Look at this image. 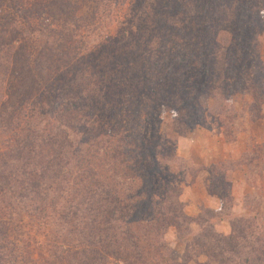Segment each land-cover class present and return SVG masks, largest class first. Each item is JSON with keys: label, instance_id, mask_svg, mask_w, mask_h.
<instances>
[{"label": "rangeland", "instance_id": "obj_1", "mask_svg": "<svg viewBox=\"0 0 264 264\" xmlns=\"http://www.w3.org/2000/svg\"><path fill=\"white\" fill-rule=\"evenodd\" d=\"M136 1L0 0V168L6 163L15 171L14 178L0 182V264H86L102 251L103 232L97 227H110L107 233L116 239L128 227L136 238L134 253L151 250L155 259L163 245L169 264H243L244 259L256 264L255 257H264V242L256 243L257 238L264 240V124L255 126L259 120L264 123V73L251 76L253 95L244 90L248 82L235 69L228 72L233 96L230 92L211 98L196 91L197 109H187L193 120L178 116V108L164 110L162 105L151 112L135 101L148 89L158 100L174 94L173 79L166 74L176 78L179 91L200 84L205 92L211 89L208 74L190 69L191 62L199 61L194 52L201 42L198 35L213 39L206 40V47L215 48L231 41L219 31L234 30L242 53L229 54L231 63L257 51V60L264 64V12L250 14L244 0H236L235 6L232 0H198L188 8L186 21L180 20L182 48H174L166 68L145 48L147 35L153 39L158 33L156 18L152 11L134 17ZM203 18L208 26L196 33ZM158 41L150 50L164 51L162 39ZM149 60L164 71L160 83L167 84L166 91L160 89ZM144 77L155 83H142ZM87 81L97 84L99 97L87 94ZM213 83L222 93L228 85L225 77ZM22 110L32 117L21 118ZM75 110L80 120L64 122L63 116ZM196 128L221 129L226 142L242 134L247 151L236 161L194 166L177 157L176 141ZM30 137L33 153L21 173L8 153ZM122 137L141 145L135 163L127 159L125 166L112 158ZM240 166L251 189L243 212L234 208L231 184ZM128 169L134 177L124 173ZM201 170L209 174L208 189L219 198L220 208H201L189 216L182 189ZM111 196L133 209L127 222L111 218ZM222 218L228 219L227 235L215 228ZM165 226L169 228L164 232ZM230 249L238 254L233 256ZM261 260L257 264H264ZM94 264L124 263L106 258ZM154 264L161 262L155 259Z\"/></svg>", "mask_w": 264, "mask_h": 264}, {"label": "trees", "instance_id": "obj_2", "mask_svg": "<svg viewBox=\"0 0 264 264\" xmlns=\"http://www.w3.org/2000/svg\"><path fill=\"white\" fill-rule=\"evenodd\" d=\"M158 3H157V2ZM235 6L236 0H232ZM137 0L134 6L132 7V14L136 18H144L147 16V14L152 11L153 16H155V24L157 29V34L153 36V39H151V35H147L148 40H145V48L149 52H155L156 56H159L161 59L160 65L162 67H170V62L171 60L174 59V51L176 49L174 48H182L179 44L181 41H183V38L180 37V31L184 29V26L182 23H180V20L186 21V18L188 17L187 10L188 8H193V5L197 4L198 5V0ZM243 6L246 9V11H249L250 14H259L261 12H264V0H244ZM201 15V12H200ZM199 15V17H200ZM202 17V16H201ZM208 19L203 18L200 21V24L196 26V33H198L201 29H206V26H208ZM249 26H252V22L249 21ZM191 28L194 27L192 23H190ZM195 31V30H193ZM198 31V32H197ZM219 32H224L221 34H225L226 36H229L231 38L230 44L226 46L222 45H216L217 47L215 48H207L206 47V40H210V42H213V39H207L206 34H202V36L198 35V39L196 38L197 41H201L200 44L197 46V49L194 51L198 56V63L197 62H191L192 65L190 67L191 70L195 71H203L204 74H208L210 77L208 84H210V88L207 89V92L203 89L204 86L202 84L197 85L196 87H191L190 85L187 87H184L183 90H178L179 87L175 83L176 78H173L172 76L164 74L163 70H160V67L157 69L156 67H153L155 61L149 60V62L152 63L153 67V74L156 76L158 83L161 85V90L166 91L167 90V84L162 82L160 83V76H165L167 79H173L171 82L173 83L172 87L174 89V94H165L164 99L158 100L159 96L158 94H153L149 89L146 91L145 94H143V98L140 99V97L136 98V103L141 104L142 106L145 105V108H150L151 112L152 111H157V108L159 106L165 105L164 110H170L172 108H178L177 109V114L180 117L185 116V119L187 120H193L194 115L193 112L188 111L189 106H193L195 109H197V100H196V95L195 92L198 91L201 94H205L207 96H211V98H214L216 95H220L221 97L227 96V93L231 94L233 96V86H231V77L228 74L229 71H233L234 69L237 71V77L242 78V80H245L248 82V85L244 88L247 93H251L252 90L255 89L254 84L251 82V76L254 75V73L259 72V73H264V64L259 62L257 60V51L256 55L250 54L248 59L246 60H241V59H236L235 62L231 63V56L229 54H234V57H238L239 54L242 53V51H239L241 49V46L239 44V40L237 39L234 30L229 31V30H222ZM214 41L217 39V36H215ZM158 38L162 39L164 43V51L163 49L157 50L154 49L153 51L150 50V44L152 42L158 43ZM245 39V38H244ZM245 42V41H244ZM234 46V47H233ZM161 48V46H159ZM233 47V48H232ZM217 50V51H215ZM246 50V49H245ZM162 51V52H161ZM248 52V51H246ZM179 53V52H176ZM82 56V53L79 54V57ZM78 61V60H77ZM195 61V60H194ZM174 63V62H173ZM155 66V65H154ZM174 67H172L173 69ZM225 77V80L228 82V85L223 86V93L218 91L219 90V84L213 83V80L215 79L218 83L219 81ZM198 78V77H197ZM103 80V77H102ZM83 82V81H82ZM103 82V81H102ZM155 83V81H148L146 77L143 78L142 83ZM198 82L201 83L202 80L199 77ZM204 82V81H203ZM86 83V81H85ZM87 84H89V87H85L84 90L87 92V94L90 96L94 97H99L95 90V86L97 85L94 81H87ZM102 84V83H101ZM104 84V83H103ZM209 86V85H208ZM176 91V92H175ZM205 92V93H204ZM136 94V93H135ZM253 95V93H251ZM258 98V97H257ZM259 99V98H258ZM192 100V101H191ZM261 100V99H260ZM264 104V103H262ZM157 106V107H154ZM231 106L230 104L228 107ZM230 110V108H229ZM137 113H139V110H136ZM21 118L27 117V119H30L31 112H27L25 110L21 111ZM148 112V111H145ZM228 112V110H227ZM229 113V112H228ZM144 115L143 113H140V116ZM203 118V116H200ZM8 120L11 119V117H7ZM64 122L66 121L67 123L70 122L71 120H80L78 117L77 111H73V113H70L69 115L63 116ZM198 120V119H197ZM197 123V121H196ZM8 124V123H7ZM28 126V125H27ZM68 127V125H67ZM116 129H118V126H116ZM210 130V129H208ZM23 144V146H22ZM34 141L31 140L30 138H25L24 142H19V148L17 150H13L10 153H8V156L11 157V159L14 162L18 163L19 166V171L22 173L24 170H22L27 164L29 160V154L33 153V145ZM138 142H134L133 140L131 141H126L125 138H121L119 140V145H117V149L115 151V155L112 156L115 161L120 163L121 166H125L126 160L129 159L130 163H135V152H141L140 146L138 145ZM21 145V146H20ZM21 147V148H20ZM35 150V149H34ZM11 164V166H12ZM14 167V166H12ZM13 168L8 166V164L2 165L0 168V182L5 183L8 182L9 178H14L13 175L15 174V171H12ZM130 173L131 177H134L135 173L132 169L124 170V173ZM17 173V171H16ZM227 174V173H226ZM23 176V174H22ZM228 177V176H227ZM226 176H224V179ZM0 183V184H1ZM91 186H94L92 183H90ZM107 200L110 201V204H113L115 206L114 213H110L111 218H114L113 220H117L118 222H127L129 218L133 215L134 211L131 209V207L123 204L121 200L117 197H109ZM156 215L161 216L160 213H156ZM184 217V216H183ZM185 219V217H184ZM133 220V219H132ZM151 220L154 221H162L159 219H155V217L151 218ZM129 226V225H128ZM158 226V225H157ZM161 227H157V230H159ZM169 226L162 227V231H167ZM111 228L110 227H97L95 230L98 232H103V234L100 242L102 243V251L100 254H96L95 256H91L86 264H94L95 261H103L106 258H112L117 262H121L124 264H154L155 259L160 260L161 264H169L168 260L163 257L162 252L164 249L163 245L159 246V253L157 251L156 253V258L152 259L150 255L155 256L151 250H140V251H135L137 248V243H136V238L132 236L131 233H128V227L125 231V233H122V238L116 239L114 235H109L107 233ZM161 230V229H160ZM159 235L162 236L161 233H154V235ZM242 238V237H241ZM243 239V238H242ZM111 243L109 244L108 242ZM264 242V240H260L259 238L256 239V243H261ZM124 247L122 248L121 246ZM130 246L131 248H128ZM230 252L233 256H236L238 253L234 252L232 249H230ZM92 254V253H91ZM256 262L260 263L262 262L261 259H264V257H255ZM87 259V258H86ZM225 260H221L220 264H224ZM256 263V264H257ZM243 264H250L247 259L243 260Z\"/></svg>", "mask_w": 264, "mask_h": 264}, {"label": "crops", "instance_id": "obj_3", "mask_svg": "<svg viewBox=\"0 0 264 264\" xmlns=\"http://www.w3.org/2000/svg\"><path fill=\"white\" fill-rule=\"evenodd\" d=\"M262 124H264L262 120H259L255 123V126L262 127ZM255 140L257 143H261L262 135L256 136ZM246 148L245 136L239 134L236 141L226 142L221 129L205 130L196 128L176 141L177 157L201 168H208L226 161H236L247 151ZM244 172L245 168L243 166L238 167L233 171L231 179L232 196L235 201L234 208H239L241 212L245 210L244 197L251 190L245 180ZM208 185L209 174L205 170H201L195 180L182 189L181 197L184 200V209L187 215L194 216L201 208H208L212 211L219 210V198L209 191ZM215 228L223 235L229 234L228 219H220Z\"/></svg>", "mask_w": 264, "mask_h": 264}]
</instances>
